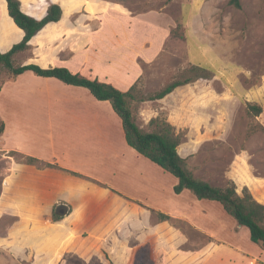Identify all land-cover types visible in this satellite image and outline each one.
<instances>
[{
	"label": "crops",
	"instance_id": "crops-1",
	"mask_svg": "<svg viewBox=\"0 0 264 264\" xmlns=\"http://www.w3.org/2000/svg\"><path fill=\"white\" fill-rule=\"evenodd\" d=\"M20 1L22 10L36 19L47 14L51 3L59 4L63 9L59 21L48 23L30 40L31 48L27 52L15 55V59L23 60L22 64L33 63L43 68L67 67L73 73L127 91L145 75L144 59L154 58L150 53L142 57L139 52L142 44L138 46L131 39L121 40L118 52H114L109 43L102 50L97 47V41L105 40L109 35L105 32L106 16L111 11L121 13L110 10L105 4L93 0ZM88 1H92L94 10L89 8ZM126 13L122 12L128 16ZM6 24L11 27L6 28ZM24 35L23 29L9 14L7 0H0V51L7 52L22 41ZM38 35L40 38L36 40ZM115 61L124 64V68L118 72L105 68L104 64ZM30 73L33 72L7 77L0 88V100L6 96L10 101L22 103L56 104L63 106L65 113L70 111L68 105H72L76 116H12L3 121L5 131L0 136V151L7 158L8 189L0 198V217L8 214L16 220L8 225L7 237L0 239V247H7L18 255L21 251L32 250L34 264H54L69 252L84 257L109 255L117 264L114 247L108 240L116 239L117 248L124 249L122 246L132 232L130 223H136L138 217L144 226L143 216L148 217V213L154 212L170 216L168 220H157L154 229L157 234L160 229L168 231L170 220L178 218L201 232L216 235L221 226L218 214L214 212L217 204H199L202 200L190 194L191 191L188 193L189 190L176 194L175 179L169 184L166 181L168 176L158 177L156 174L159 173L167 175L166 170L161 172L153 161L127 143L119 116H105L102 112L108 101L97 100L87 88ZM17 79L29 80V83L13 84L12 81ZM198 85L200 82L185 86L184 90ZM181 90L152 102H165L176 93H183ZM246 90V94L252 97L248 101H258L259 92L255 88ZM173 117L166 116V119L178 128L184 127ZM139 118L137 116V120ZM11 152L38 158L42 165L24 162L17 159L16 154L8 155ZM47 163L55 166H44ZM260 188L259 182L257 189ZM131 200L148 209L138 208ZM258 200L264 203V200ZM57 204L63 205L61 209L71 207V211L55 221L53 212ZM59 212L63 213L62 210ZM197 214L215 221L217 231L215 227L203 228ZM222 248L221 244L204 264L222 263L225 258L221 254ZM230 249L224 255L236 258L235 264H254L257 258L264 261L261 254L250 257L241 253L238 257L236 249L232 246Z\"/></svg>",
	"mask_w": 264,
	"mask_h": 264
},
{
	"label": "rangeland",
	"instance_id": "rangeland-1",
	"mask_svg": "<svg viewBox=\"0 0 264 264\" xmlns=\"http://www.w3.org/2000/svg\"><path fill=\"white\" fill-rule=\"evenodd\" d=\"M93 1L121 12L111 11L106 16L104 31L109 35L105 40L97 41L98 48L102 50L109 43L111 49L118 52L121 50V40L131 39L138 46L142 44L139 50L142 57L149 53L154 57L142 62L145 75L138 82L137 94L155 92L160 89V84L163 86L180 78L182 71L191 64L214 68L216 75L210 81H203L206 82L204 86L198 85L186 92L176 93L165 102H135L134 111L140 116L138 123L144 130L150 131L155 128L151 123L153 118L167 120L166 116H175V122L184 125L176 127L186 132L179 147L180 154L186 158L188 168L197 177L220 187L234 181L240 193L247 186L257 200H264V0H241L240 8L230 0ZM88 4L94 10L92 1H88ZM122 12H127L128 16ZM5 27L11 26L6 24ZM174 30L178 35L173 33ZM182 34L186 39L181 38ZM38 38L40 35L36 40ZM25 56L28 57V54ZM16 62L22 64L23 60L16 58ZM104 66L112 72L124 68V64L116 61ZM7 77L13 78L14 75L0 69V88ZM12 82L21 85L29 83V80L17 79ZM252 88L259 92L256 103L263 106L262 114L257 117L249 114L247 109L248 99L252 97L246 94V89ZM105 104L102 110L105 116H118L110 103ZM73 107L68 105L70 111L65 113L63 106L56 104L22 103L10 101L4 96L0 100V124L12 116H76ZM146 116L157 117L149 119ZM5 155L0 151V198L8 189ZM15 157L21 159L17 154ZM154 165L161 172L164 171L155 162ZM165 174L156 175L162 178L168 176L166 181L169 184L172 179L177 181L173 174L166 171ZM259 182L260 190L257 189ZM199 202L217 204L214 212H217L221 222L218 231L215 221L197 214L203 228H216L215 236L175 218L170 220L168 231L160 229L158 240L150 241L157 235L154 229L161 218L156 212L148 213V217H141L144 226L138 217L135 218L136 223H130L132 232L125 240V246H122L124 249L117 248L116 239L108 240L114 247L117 264H197L198 255L208 253L216 243L223 245L221 254L225 258L220 264L236 263V258L224 255L231 250L230 246L236 249L238 257L241 253L250 257L261 254L264 257L261 247L250 240L249 229L239 225L220 203L210 200ZM61 210L65 212V208ZM14 219L8 214L0 217V239L7 237L8 225ZM257 259L254 264L263 262ZM34 260L32 250L21 251V255H18L7 247H0V264H34ZM54 264L110 263L96 255L84 257L69 252L60 256Z\"/></svg>",
	"mask_w": 264,
	"mask_h": 264
},
{
	"label": "trees",
	"instance_id": "trees-1",
	"mask_svg": "<svg viewBox=\"0 0 264 264\" xmlns=\"http://www.w3.org/2000/svg\"><path fill=\"white\" fill-rule=\"evenodd\" d=\"M7 2L10 16L23 29L25 35L22 41L14 44L7 52L0 51V69H6L13 75L32 71L41 77H54L66 84L87 88L99 101H108L114 112L121 118L127 143L140 154L177 178V183L174 187L176 194L189 190L200 200H210L220 203L223 209L239 225L249 229L250 240L260 246L264 252V203L257 200L247 186L240 193L234 181H230L226 186L220 187L197 177L188 168L186 158L179 152V147L185 139L186 132L181 129L179 130L171 122L160 120L159 118L151 120V123L155 126L153 130H144L139 125L133 108L135 102L161 100L177 89H182L181 91L186 92L188 90H184L185 86H193L197 82H200L202 86L206 85V82L203 81H210L216 75L212 66L191 64V66L182 71L180 78L173 79L155 92L139 95L137 94V83L129 90L122 91L111 83L98 79H90L80 73H73L67 67L55 66L43 68L33 63L18 64L15 55L20 52H27L31 48L29 44L30 40L48 23L59 21L63 16V9L59 4L51 3L47 14L41 19H36L22 10L20 0H7ZM230 3L239 8L241 7V0H230ZM173 33L178 35L176 30ZM181 38L186 39V36L182 34ZM247 109L248 113L255 117L260 116L263 112L261 104L251 101L247 103ZM4 131L5 123L3 122L0 124V136ZM15 154V152H11L8 155L13 156ZM19 156L20 160L24 162L38 166L42 165V161L38 158L25 154H19ZM44 166L55 165L47 163ZM131 202L135 203L138 208H147L140 202L132 200ZM62 207V204L55 206L53 212V219L55 221L61 220L65 214L71 211V207H64L65 212L60 213L59 211ZM159 217L161 220L170 219V216L163 213H160ZM157 235L152 239L158 240L159 234ZM219 245V243H216L208 253L199 254V262L197 264H203ZM100 258L107 263L114 264L109 255ZM261 264H264V261Z\"/></svg>",
	"mask_w": 264,
	"mask_h": 264
}]
</instances>
